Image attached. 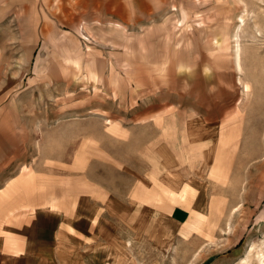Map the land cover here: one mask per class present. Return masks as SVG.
I'll return each instance as SVG.
<instances>
[{"label":"rangeland","instance_id":"rangeland-1","mask_svg":"<svg viewBox=\"0 0 264 264\" xmlns=\"http://www.w3.org/2000/svg\"><path fill=\"white\" fill-rule=\"evenodd\" d=\"M240 1L0 0V190L33 175L0 205V264L257 263L264 0ZM156 179L191 186L201 229L140 195Z\"/></svg>","mask_w":264,"mask_h":264},{"label":"bare ground","instance_id":"bare-ground-1","mask_svg":"<svg viewBox=\"0 0 264 264\" xmlns=\"http://www.w3.org/2000/svg\"><path fill=\"white\" fill-rule=\"evenodd\" d=\"M240 1V0H239ZM243 1V0H242ZM258 1V0H257ZM261 1V0H260ZM259 1V2H260ZM241 2V1H240ZM264 2V1H263ZM262 3V2H261ZM243 4V3H242ZM241 4V5H242ZM246 5V4H245ZM256 5V4H255ZM254 6V5H253ZM258 7H260V6H258ZM246 8V7H245ZM258 9V8H257ZM245 10H247V9H245ZM259 10V9H258ZM241 14H243V13H241ZM260 14V13H259ZM258 14V15H259ZM245 15H247L248 16V13H246ZM252 16V15H251ZM250 16V17H251ZM248 18V17H247ZM241 20H242V22L243 23H245V19L243 18V17H241L240 18ZM260 19V18H259ZM240 20V21H241ZM248 20V19H247ZM248 23V22H247ZM242 24V23H241ZM258 24V23H257ZM243 25V24H242ZM245 25V24H244ZM258 26V25H257ZM256 26V27H257ZM244 28H245V26H243ZM235 28H236V25H235ZM241 28V27H240ZM263 28V27H262ZM256 31L255 32H253L252 33V35H251V37L253 38V40L252 41H254V39H257V38H259L260 37V34H262L263 32H262V30H260V29H255ZM234 31H235V29H234ZM234 31H232V32H234ZM245 32V31H244ZM235 34V33H234ZM250 35V34H249ZM234 37V36H233ZM232 37V38H233ZM235 38H237L236 39V45L234 46L235 47V49H234V58H235V63H236V66H237V69H238V71H239V73H244V67H243V54H244V51H243V46H242V43H241V40H240V35H236L235 36ZM243 38V37H242ZM243 41V40H242ZM235 42V41H234ZM244 45V44H243ZM253 45V44H252ZM255 45H256V43H255ZM249 46V45H248ZM247 46V47H248ZM257 46V45H256ZM255 46V47H256ZM259 46V45H258ZM233 47V48H234ZM246 47V48H247ZM250 48H251V46H250ZM264 48V47H263ZM262 48V49H263ZM253 49V48H252ZM258 49H259V47H258ZM246 50V49H245ZM260 52V51H259ZM259 52H257V55L255 54L256 53V49H255V55L256 56H262ZM263 52V51H262ZM253 53V52H252ZM242 75H244V74H242ZM241 78H243V77H241ZM243 82H244V80H242ZM239 82V81H238ZM245 83V82H244ZM241 84H242V82H241ZM246 90L247 91H249V85L247 84L246 85ZM220 133V132H219ZM209 135H214L215 136V133L214 132H210V130H209V132L208 131H206V134L204 135V137H207V136H209ZM190 136H192L191 134H190ZM194 137L195 136H192V139L194 140ZM195 138H197V137H195ZM198 138H200V136L198 137ZM228 140H230V138L228 139L227 137H224L223 135H221V137H220V146H219V150H218V152H217V154H216V156H215V162H216V165L214 166V168H213V170H211V176L212 177H214L215 179H217V180H219V181H222L223 183H224V180L226 179V173H225V169H223V168H221L222 167V165H221V163H223V161L224 160H226L225 159V157L223 156V154H222V150L221 149H223V147H224V145L228 142ZM203 147V146H202ZM206 147V146H205ZM204 147V148H205ZM207 148V147H206ZM221 148V149H220ZM211 154V148H209L206 152H204V156H205V158L206 159H208V158H210V155ZM191 157H194V156H192V155H189L187 158L189 159V158H191ZM226 161H224V163H225ZM218 164V165H217ZM221 167H220V166ZM205 169V168H204ZM172 187H174V186H172ZM174 189H175V193L173 194L174 195V197H175V199H174V202L176 203V204H184L186 207H188V208H191V205H192V203H193V200H194V198L195 197H193V196H195L194 194H191V193H193L192 192V190H191V186H189V184H187V185H185L181 190H177L175 187H174ZM191 211V210H190ZM236 211V210H235ZM192 214H193V218H191L190 219V223H191V226L189 227L190 229L191 228H196V229H201L202 228V226L208 221L207 219H209L208 217H206L204 214H201V213H196V214H194V212H192ZM158 216V215H157ZM190 218V217H189ZM231 229V228H230ZM184 231V230H183ZM188 231V230H187ZM189 231H191V230H189ZM188 231V232H189ZM227 234V233H226ZM206 238V237H205ZM261 245H262V243H261ZM264 245V244H263ZM250 252V251H249ZM198 255V254H197ZM196 255V256H197ZM244 258V257H243ZM246 258V257H245ZM195 259V258H194ZM200 259V256H198V257H196V260H199ZM251 260H252V255L250 254L248 257H247V259H245L244 261H243V263L244 264H250V262H251ZM256 261V260H255ZM192 263H193V261H192ZM257 263L258 264H264V252H261V253H258V256H257ZM256 263V264H257Z\"/></svg>","mask_w":264,"mask_h":264},{"label":"crops","instance_id":"crops-1","mask_svg":"<svg viewBox=\"0 0 264 264\" xmlns=\"http://www.w3.org/2000/svg\"><path fill=\"white\" fill-rule=\"evenodd\" d=\"M108 122H110V126L108 127V130L111 133H113L115 136H123L124 135V131L121 128V126L113 124L110 120ZM78 160H79V162H81V161L84 162L85 158L83 157V159H82V157H81ZM169 178H171V177H169ZM32 180H33V175L28 174V175H24V176L20 177L18 180L11 181L5 190H0V205H3V203L5 202V198L7 199L10 197V199H12L16 196V194L21 193V191H23L25 194H27V192L29 190V185L32 183ZM155 184H156L157 188L154 190L141 187V190H142L141 193L142 194H140V195L145 196V198H147L148 200H154V196L156 195L157 199L155 198V200L157 202H160V200H163V199L167 200V202H169L171 205V208H170L171 212L169 213V219L174 224H178V225H182V224L184 225L185 223H188V221L190 219L189 217H191L192 211H194V207L196 206V200H197L196 196H193L195 198L193 200L191 208H188L184 204H176L174 202L175 197L173 194L175 193V189H174L175 186L172 187L168 184H162L157 179L155 181ZM185 185H187V184H185ZM183 187H181V188L175 187V188L177 190H181ZM146 189H149V190H146ZM194 192H197V190L195 189ZM191 194H193V193H191ZM159 196H161L163 199H159ZM23 207L27 208V207H29V205H26ZM9 208H10V204H9ZM10 213H12V212L9 211V214ZM2 263H4V262H2ZM6 264H10V259H8Z\"/></svg>","mask_w":264,"mask_h":264}]
</instances>
